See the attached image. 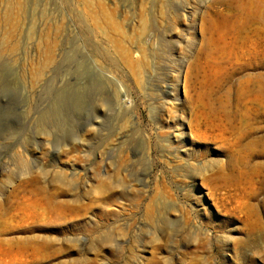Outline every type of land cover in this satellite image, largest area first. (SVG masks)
Masks as SVG:
<instances>
[{"label": "rangeland", "instance_id": "374dc122", "mask_svg": "<svg viewBox=\"0 0 264 264\" xmlns=\"http://www.w3.org/2000/svg\"><path fill=\"white\" fill-rule=\"evenodd\" d=\"M264 0H0V264H264Z\"/></svg>", "mask_w": 264, "mask_h": 264}, {"label": "bare ground", "instance_id": "6f19581e", "mask_svg": "<svg viewBox=\"0 0 264 264\" xmlns=\"http://www.w3.org/2000/svg\"><path fill=\"white\" fill-rule=\"evenodd\" d=\"M263 4L262 6H264V1H262ZM258 8L255 10L254 13V19H256V21H258L261 26L264 28V7L261 6H257Z\"/></svg>", "mask_w": 264, "mask_h": 264}]
</instances>
